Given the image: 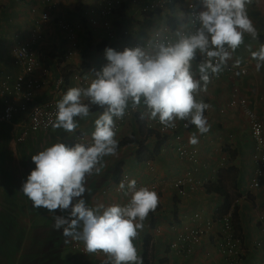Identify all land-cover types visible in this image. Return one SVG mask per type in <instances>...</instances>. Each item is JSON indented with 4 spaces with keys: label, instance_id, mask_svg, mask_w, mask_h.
<instances>
[{
    "label": "crops",
    "instance_id": "obj_1",
    "mask_svg": "<svg viewBox=\"0 0 264 264\" xmlns=\"http://www.w3.org/2000/svg\"><path fill=\"white\" fill-rule=\"evenodd\" d=\"M56 1V8L49 10L48 20L41 21L39 27L35 28L40 12L47 9L46 4L41 0H0V110L7 99L17 108L11 120L0 122V264H104L105 260H74L75 252L69 244L70 238L65 237L62 230L53 228L54 215L66 213L54 214L44 208H36L20 191L22 183L35 167L31 161L32 155L53 143L67 142L76 133L90 135L94 119L100 112L91 113L84 120L77 118L80 127L74 133L51 127L48 131L29 133L18 140L27 126L28 116L27 111L18 108L21 100L14 98L11 89L7 88L22 71L12 47L17 42H27L37 54L40 66L32 76L39 86L34 91V97L37 101H43L54 97L55 79L59 74L64 79L69 78V83L65 85L66 93L68 89L78 87L73 78L74 72L91 76L93 69L98 71L107 62L104 56L106 48L116 50V47L124 44L142 42L164 26H171L174 32L181 30V25L187 20L180 12L185 0H176L173 11L158 10L153 16L143 15L139 6L124 0L122 8L110 17L112 25L108 31L101 23L92 25L83 14L86 9L97 11L99 0ZM247 11L259 33L258 39L245 36L244 43L229 60L235 65L239 60L236 68H245L246 73H223L219 78H210L207 90L197 95V100L210 105L204 113L210 125L207 133L200 134L193 125L182 128L185 145L198 154L197 163L182 161L170 142H165L156 155L149 156L150 151H143L144 157H147L139 161L134 140L143 137L137 131L133 116L124 122L116 137L117 141L125 138L130 142L119 146L115 156H107L101 161L103 167L99 174L87 177L84 199L90 206L123 205L127 202L128 196L113 188L116 183L113 178L114 166L118 162L122 164V174L128 173L130 180L141 184L154 182L157 185L160 191L159 205L149 213L135 241L142 264H264V222L258 221V216L264 214V173L260 187H251L254 144L248 120L239 106H228L230 99L244 97L252 111L261 115L264 103V65L257 71L256 61L251 57V51L264 44V0H251ZM62 25H66V28ZM124 29L130 30L129 36L123 34ZM33 32H36L35 37ZM72 41L75 46L71 45ZM98 44L102 47L98 48ZM69 48L75 54L71 59H65V52ZM195 64L196 61L194 67ZM67 66L71 71L66 76L64 69ZM193 134L198 140L194 145L189 143ZM144 138L152 148L153 139ZM228 165L237 168L236 181L241 192V197L237 199L239 228L235 221L234 224L242 239V249L236 259L226 258L219 248L221 232L214 214L222 203V197L207 193L204 189L206 183L216 179L218 169ZM186 173L192 178L191 185H186L185 194L178 195L172 181ZM98 194L96 201L94 197ZM157 224H161L160 230L155 229ZM195 226L203 229L204 234L192 252L181 253L168 247L179 231ZM146 238L148 248L145 253ZM64 247L73 251L72 258L61 257Z\"/></svg>",
    "mask_w": 264,
    "mask_h": 264
},
{
    "label": "clouds",
    "instance_id": "obj_2",
    "mask_svg": "<svg viewBox=\"0 0 264 264\" xmlns=\"http://www.w3.org/2000/svg\"><path fill=\"white\" fill-rule=\"evenodd\" d=\"M153 1L161 0L147 2ZM164 1V9H169L176 0ZM188 1L180 8L184 15ZM192 1L186 23L173 33L174 38H153L121 51L106 48L107 62L98 71L92 70L87 86L72 87L62 95L49 124L74 133L80 127L77 118H88L96 106L102 111L94 119L90 138L56 142L32 155L35 167L21 185L20 191L34 207L66 213L54 215L53 228L82 241L85 253L103 254L104 264H142L134 241L159 203L155 191L137 187L134 179L119 185L128 196L123 205L90 206L84 199L87 177L99 174L101 161L117 153L116 121L139 111L141 119L156 121L164 129H175L177 122L183 121L185 128L193 125L200 134L207 133L210 125L204 113L210 105L197 100V95L207 90L211 76L224 70L245 36L258 39L247 11L251 0ZM187 26L191 30L183 31ZM251 57L259 71L264 65V44L251 51ZM235 63L238 66L240 61ZM189 143H198L195 134Z\"/></svg>",
    "mask_w": 264,
    "mask_h": 264
},
{
    "label": "built area",
    "instance_id": "obj_3",
    "mask_svg": "<svg viewBox=\"0 0 264 264\" xmlns=\"http://www.w3.org/2000/svg\"><path fill=\"white\" fill-rule=\"evenodd\" d=\"M41 2L47 5V9L40 12L39 20L35 22V28L39 27L41 21L48 20V18L50 17L49 10H54L57 6L56 0H41ZM123 2L124 0H99L97 11H95L93 8L86 9L84 10L83 14L92 25L101 23L102 27L109 31L112 25L110 22V17L115 14L118 9L122 8L124 4ZM130 2L134 6H141L142 10H153L164 9L166 7L167 1L161 0L141 3L142 0H130ZM193 2L194 1L192 0L188 1L184 6L186 19L190 5ZM32 11H34V9H32ZM62 26L66 28V25ZM190 30L191 26L183 28V31L185 32ZM130 33L131 32L128 29L123 30V34L126 36H129ZM173 33V29H171L169 26H164L155 30L150 38L141 40L142 42L135 41L132 44L128 43L121 45V47H116V50L121 51L124 47L142 46L146 44L148 40L153 38H174ZM157 34H159L158 37ZM32 35L33 37H35L36 32H33ZM71 43V45L75 46V42L72 41ZM12 53L16 59V62L22 66V71L19 73V75L16 76V78L11 82V84H9L7 88L11 89V93L14 94V98L21 100L18 108L23 111H27L28 123L27 126L21 131V135L18 139L22 140L29 133L44 132L51 127V125L49 124V120L54 118V113L56 111V102L64 94L65 79L63 75L59 74L55 79L54 97L52 96L43 101H37L34 97V91L39 86V83H37V81L32 76L33 72L40 66V60L37 54L32 50L30 44L27 42H17V44L12 47ZM74 54V50H71V48H69L66 50L64 58L71 59ZM198 62L199 59H197L196 63ZM236 72L243 75L246 73V69H237L234 63L228 61L227 66L224 68V70L219 75L211 76V78L216 79L219 78L223 73L236 74ZM73 78L77 81L78 87H84L87 86V82L90 81L91 76L89 74L81 75L79 72H74ZM228 106H239L247 117L250 135L254 144L252 154L254 172L253 178L250 182V186L253 188H259L261 183L260 181L264 173V103H262L260 112L261 115H257L252 111V109L247 105L246 99L244 97H235L230 99L228 101ZM16 110L17 108L15 107V105L9 99H7L4 108L0 110V122L11 120ZM134 113L135 112H130L129 114L125 115L122 120L116 121V137L118 132L120 131L121 126L124 125L125 121L131 119ZM145 120V128L158 131L161 135L167 137V140L165 142L173 143L175 153L182 161L190 164L197 163L198 154L196 150L187 147L183 141L182 128H185V122L181 121L180 123H177L175 129H164L156 121L149 120L146 117ZM89 138L90 135L76 133V135L68 140L67 143L84 142ZM129 180V174L123 173L120 177V181L114 184V190L118 193H122L123 191L119 189L120 183L124 182L126 184ZM191 181L192 178L190 174L186 173L184 176H178L174 178L172 181V187L178 195H183L185 194L186 185H191ZM136 184L137 187L144 186L149 190L155 191L160 199V191L154 182L141 184L136 181ZM231 211L232 208H230L227 213L222 214L217 219L221 232V242L219 248L221 254L226 258L236 259L241 255L242 241L235 230ZM258 221L261 223L264 222V214L258 216ZM155 229L160 230L161 224H157L155 226ZM203 234L204 230L199 228L198 226L187 227L178 232V235L168 243V247L177 252L190 253L197 245L200 244ZM69 244L75 252L73 258L76 261H85L91 258H105L103 254L85 253L82 241H75L70 238Z\"/></svg>",
    "mask_w": 264,
    "mask_h": 264
},
{
    "label": "trees",
    "instance_id": "obj_4",
    "mask_svg": "<svg viewBox=\"0 0 264 264\" xmlns=\"http://www.w3.org/2000/svg\"><path fill=\"white\" fill-rule=\"evenodd\" d=\"M173 4L172 3L169 7L171 11H173ZM158 11H146L142 12L143 15L145 16H153L156 14ZM97 47H102L101 44H98ZM68 69V70H67ZM71 71V68L67 66L66 69H64V75H68ZM69 83V78H65V84ZM102 110L97 108L96 106H92L91 108V113H96V112H101ZM134 118L136 120V125H137V131L140 135V137H143L139 140L135 139V143L137 145L136 147V158L141 161L144 160L147 156L144 157L143 151H150L149 156L151 155H156L160 148L164 146L166 136L161 135L158 131L154 129H147L145 128V118L141 119L140 118V112L136 111L134 113ZM133 136V135H132ZM144 136L147 138H152L153 139V145L152 148L147 145L146 139ZM130 142V139H125L122 138L121 140L118 141V147L124 144H127ZM224 149H228L227 147H224ZM235 155V153L233 154ZM121 163H117L114 168H115V173L113 175L114 181L119 182L120 181V174L121 172ZM238 171L237 168L234 165H228L227 167H220L217 171V177L214 181H210L205 184L204 189L207 193H214L222 197V203L218 207L217 212L214 214V216L220 217L222 214L227 213L230 208H232V218L233 222H236V226L239 228V223H238V204H237V199L241 197V192L239 191V188L237 187V177ZM248 197V196H246ZM159 205V204H158ZM151 213V212H150ZM148 248V239L146 238L144 240V252H147Z\"/></svg>",
    "mask_w": 264,
    "mask_h": 264
},
{
    "label": "rangeland",
    "instance_id": "obj_5",
    "mask_svg": "<svg viewBox=\"0 0 264 264\" xmlns=\"http://www.w3.org/2000/svg\"><path fill=\"white\" fill-rule=\"evenodd\" d=\"M98 196H99V194L94 197L96 201H97ZM65 241H66V238H65ZM73 254H74L73 251L71 249H69L68 247H64L63 250L61 251V257L65 258V259L72 258Z\"/></svg>",
    "mask_w": 264,
    "mask_h": 264
}]
</instances>
